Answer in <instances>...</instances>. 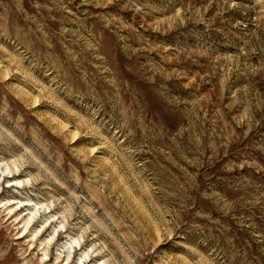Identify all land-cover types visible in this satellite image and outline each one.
Segmentation results:
<instances>
[{
    "label": "rangeland",
    "instance_id": "1",
    "mask_svg": "<svg viewBox=\"0 0 264 264\" xmlns=\"http://www.w3.org/2000/svg\"><path fill=\"white\" fill-rule=\"evenodd\" d=\"M0 169V264H264V0H0Z\"/></svg>",
    "mask_w": 264,
    "mask_h": 264
},
{
    "label": "bare ground",
    "instance_id": "2",
    "mask_svg": "<svg viewBox=\"0 0 264 264\" xmlns=\"http://www.w3.org/2000/svg\"><path fill=\"white\" fill-rule=\"evenodd\" d=\"M0 173H2V174H0V175H1L0 177H1V178L4 177L5 175H8V176H9L8 178H11V175H12V172H11L9 169H7L6 171L3 170V169H2V170L0 169ZM14 177H15V176H13V180H14V181H10V180H9V183L11 184V187H13V188H14V187H18V188L21 187L22 183H21L20 181H17ZM0 182H1V181H0ZM22 187H23V186H22ZM22 187H21V188H22ZM1 195H2V194H1ZM11 203H12V202H11ZM11 203H10V204H11ZM16 203H17V202H16ZM17 204L20 206L19 202H18ZM21 204H23V203L21 202ZM2 205H3V204H2ZM5 205H6V204H5ZM13 205H15L14 202H13ZM18 205H16L17 209H16V207H15V210L17 211L16 214H17V213H22L23 210H24V208H27V204H26L25 207H18ZM30 205H31V203H30ZM11 206H12V205H11ZM11 206H10L9 208H11ZM4 207H5V206H4ZM31 207H32V206H31ZM0 208H1V207H0ZM34 209H35V208H34ZM10 210H11L12 212L14 211L13 208H11ZM9 212H10V211H9ZM12 212H11V213H12ZM9 214H10V213H9ZM12 215H13V214H12ZM12 215H11V216H12ZM17 216H18V215H17ZM19 216H20V215H19ZM31 222H32L31 219H30V220H27V223H26L27 226H28V225L30 226ZM32 223H33V222H32ZM51 225H52V224H51ZM25 226H26V225H25ZM29 226H28V227H29ZM28 227H27V228H28ZM50 227H51V226H50ZM50 227L46 228V230L43 232V234H42L41 236H43V235L49 230ZM25 228H26V227H25Z\"/></svg>",
    "mask_w": 264,
    "mask_h": 264
}]
</instances>
